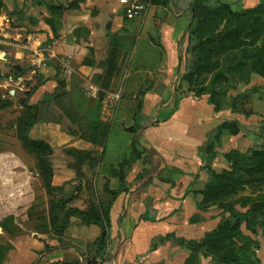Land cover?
<instances>
[{
    "label": "crops",
    "instance_id": "obj_1",
    "mask_svg": "<svg viewBox=\"0 0 264 264\" xmlns=\"http://www.w3.org/2000/svg\"><path fill=\"white\" fill-rule=\"evenodd\" d=\"M73 1L0 0L4 5L0 10V72L7 67L17 66L19 72L28 68L29 86L39 75L41 84L27 104L41 110L56 96L57 104L52 105L61 123L57 128L36 124L28 133L30 140L43 141L52 150L50 187L54 191L49 203L36 159L26 163L14 152L0 150V222L11 218L17 228L8 229L11 234L0 228V248L7 246L0 253V264H187L190 251L176 240H200L219 221L215 209L196 207L201 198L197 192L206 182L198 147L224 120L241 122V116L215 113L206 97L181 94L183 85L176 89L188 58L186 32L192 13L188 0H173L164 21H155L157 8L148 4L143 15L128 19L122 0H80L64 14L52 39L45 23L47 5L65 6ZM242 1L245 8L257 3ZM14 12L28 20L15 27L16 16H8ZM48 53L54 58H48ZM112 54L115 69L106 87L103 76ZM132 76H136L134 97L139 93L142 104L134 121L123 110L122 99L111 114L102 102L106 93L120 90L123 95ZM23 77L0 81V88L11 86L10 96L24 94L17 97L19 109L28 92L23 82L16 81ZM89 90L96 94H88ZM93 122L106 126L102 148L79 137L81 123ZM133 125L139 126L134 136L142 152L128 161L132 136L126 129ZM75 152L91 157L80 160ZM105 186L118 194L108 197ZM99 199L108 209L102 245L96 243L100 228L84 224L75 214L64 229L52 225L53 203L60 207L56 210L58 227L65 211L86 212L97 208ZM199 264L211 262L200 256Z\"/></svg>",
    "mask_w": 264,
    "mask_h": 264
},
{
    "label": "trees",
    "instance_id": "obj_2",
    "mask_svg": "<svg viewBox=\"0 0 264 264\" xmlns=\"http://www.w3.org/2000/svg\"><path fill=\"white\" fill-rule=\"evenodd\" d=\"M78 1L80 0L69 2L65 6L47 5L49 17L45 19V23L50 28L52 39L57 37L64 14L74 8ZM136 1L156 7L155 21H164L173 0ZM188 5L192 13L186 32L185 52L191 59L185 63V72L178 76L176 89L178 88L179 91V87L184 85V89L180 88L181 94L192 95L196 99L206 97L207 104L215 113L229 111L247 120L245 119L248 116L246 95L253 90L252 86L241 94H228L225 98L217 96L218 93L214 94L213 87L217 84H230L237 80L248 87L253 75L264 80V0H259L251 8H245L240 0L235 2L188 0ZM0 10H4L1 2ZM8 16L10 18L16 16L15 27H19L21 22L28 20L20 12L11 13ZM12 24L10 26H14ZM26 31L28 32V29ZM50 41L48 39L47 42ZM114 69L115 57L112 54L108 58L103 86H108ZM26 72L22 69L16 78L23 77ZM41 81V77L35 74V84L28 89L25 100L20 104L22 112L15 121V127L16 137L21 145L35 156L39 175L43 179L47 194L50 195L54 191L50 187L52 171L48 160L52 150L45 142L28 138V131L38 121L40 110L39 106L28 105L27 99L38 88ZM135 83L136 76H132L122 95L123 110L130 115L132 121L137 119L142 108L139 101L140 94L137 93L134 97L137 92ZM133 97L134 101H132ZM56 98V96L53 97V100L56 101ZM239 122V120H224L198 147L200 171L205 174L206 182L197 192L201 198L196 207L200 211L213 208L220 211V215L215 228L205 233L200 240H176L190 251L187 264H199L200 256L210 258L212 264H260L254 253L259 248L258 239H264V142L244 152L230 149L223 153L224 161L228 165L226 169L216 171L211 166L219 155L218 149L221 146L222 137L236 136L241 131ZM138 128V125H133L126 129L132 136L129 142L131 155L128 161H134L142 152L137 147L134 136ZM80 131V138L103 147L106 126L96 122L89 126L81 123ZM263 138L264 128L258 133V139ZM75 155L80 160L91 157L90 154L83 152H75ZM103 192L111 198L118 194V192L109 191L107 186L104 187ZM59 208L58 205L52 204L51 223L55 229H64L68 218L75 214L84 224H94L99 227L101 234L96 243L100 245L104 243L107 236L108 209L105 208L101 199L97 208L92 207L86 212L72 209L65 211L63 222L57 227L55 222L59 217L56 210ZM0 228L6 232H9L8 229H17L13 226L11 218L0 222ZM160 240L162 241V238ZM5 249L7 246L0 248V253Z\"/></svg>",
    "mask_w": 264,
    "mask_h": 264
},
{
    "label": "rangeland",
    "instance_id": "obj_3",
    "mask_svg": "<svg viewBox=\"0 0 264 264\" xmlns=\"http://www.w3.org/2000/svg\"><path fill=\"white\" fill-rule=\"evenodd\" d=\"M240 1L242 2L244 6V2L242 0ZM256 1L257 3L259 2V0H256ZM0 40H2L1 36H0ZM186 44H187V39H186ZM0 48H3L1 44H0ZM190 59H191L190 55H188V58H186V63ZM25 70L27 72L25 73L24 77L21 78L20 80L16 79V81L19 84L23 82L22 83L23 89L28 90V88H31L34 84L29 86L30 81L28 79V75H29L28 68H25ZM13 72H16L17 75L19 73L18 70L14 71L7 67V69L4 70V73L1 74L0 72V81L5 78L6 79L10 77L14 78ZM253 76H251V79ZM208 79L205 83L206 85H207ZM252 80L253 81L255 80V81L252 83ZM252 80L250 81V86L246 88V89H250L251 86L253 87V90H250V93L246 95L247 100L245 102L247 103L246 113H248V116H246L247 118L245 119L248 120L246 121L248 122V124L241 123L244 120L243 118H241L242 121L239 122L241 125V131L236 136H230V135L226 136L225 135L222 137L221 146L218 149L219 155L211 164L212 168L216 171L227 168L228 165L226 164L222 156L223 153H225L226 151L230 149H238L244 152L249 148L259 146L264 142V138L258 139V133L260 132L262 128H264V115H263L264 113V80L259 79L256 76H254V79ZM9 84H10V81H9ZM10 87L11 86L6 85L0 88V150H10L14 152L15 154H17V156H19L22 161L32 164L35 162V157L32 154L25 151L21 147V142L15 136V133H16L15 121L17 120V118L20 116V113L22 112V109L18 108V105H17L18 98L17 97H20V96L22 97L24 94L22 92H19L16 97H12L9 94V89H11ZM183 87L185 86L183 85ZM244 87L242 83H240V81L237 80V81H232L230 84L225 83V84L215 85L213 87V91H214L213 93L214 94L218 93L217 96H222L223 98H225V96L228 94L230 95L234 93L241 94L244 91L242 90V88ZM10 100L12 102H10ZM52 104L56 105L57 103L55 101L54 102L50 101V102H47V105L45 107L41 106V110L38 115V121L34 125L42 124L44 122L47 124L48 123L51 124V126H53L54 128H57L58 125H61V123L59 122L60 120L58 118L57 112L54 108V105ZM115 109L116 107L110 110L109 114H111L112 111ZM233 120H236V119H233ZM53 158L55 160L56 156H54ZM49 159L50 157H48V160ZM42 196H45V194L42 193ZM49 196L50 195H48V197L45 196L47 197L46 201H48V203L50 202ZM42 205L44 207L45 205L44 202ZM237 210L241 211L239 208H237ZM218 212L220 215V211ZM38 228L43 229L44 223L43 222L42 224L39 223ZM258 241H259V248L254 253L255 258L260 264H264V239L259 238ZM210 262L212 264L211 259H210Z\"/></svg>",
    "mask_w": 264,
    "mask_h": 264
},
{
    "label": "built area",
    "instance_id": "obj_4",
    "mask_svg": "<svg viewBox=\"0 0 264 264\" xmlns=\"http://www.w3.org/2000/svg\"><path fill=\"white\" fill-rule=\"evenodd\" d=\"M122 2L126 4L127 8L125 11V16L128 19H133V18L143 15L146 12V9L148 7L147 5L138 3L135 0H122ZM48 48L49 47H47V49H43L42 52L48 51L49 50ZM48 58L53 59L54 55L51 53H48ZM87 92L88 94H93V95L96 94V92L93 90H89ZM121 99H122V93L120 90L104 94L102 102L104 104L105 110L108 112L112 110ZM56 264H82V263L81 262H78V263L59 262Z\"/></svg>",
    "mask_w": 264,
    "mask_h": 264
},
{
    "label": "water",
    "instance_id": "obj_5",
    "mask_svg": "<svg viewBox=\"0 0 264 264\" xmlns=\"http://www.w3.org/2000/svg\"><path fill=\"white\" fill-rule=\"evenodd\" d=\"M19 68L17 66H14L12 70H18ZM14 73V76H16V72H13ZM19 80V79H18Z\"/></svg>",
    "mask_w": 264,
    "mask_h": 264
}]
</instances>
